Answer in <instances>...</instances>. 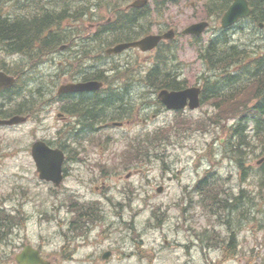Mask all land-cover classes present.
Listing matches in <instances>:
<instances>
[{"label": "rangeland", "instance_id": "rangeland-1", "mask_svg": "<svg viewBox=\"0 0 264 264\" xmlns=\"http://www.w3.org/2000/svg\"><path fill=\"white\" fill-rule=\"evenodd\" d=\"M195 2L196 5H191L189 10H193L196 16L203 8V0ZM190 22L179 21L177 27L182 30ZM217 27L219 23L213 24L203 36L205 43L217 35ZM229 34L250 54H264V28L245 20ZM197 49L194 39L180 36L173 47L164 46L161 52L147 54V67L156 64L158 55L171 57L174 53L177 55L175 69L181 70L183 79L193 85L205 76L213 75L201 65ZM242 68L239 65L235 71ZM222 91L220 98L223 100ZM223 93L226 94L225 109L231 107L232 100L241 101L250 95L247 88L233 97L227 95L229 89ZM213 104V100L206 102L202 108L187 111L178 119L179 115L172 112H156L158 105L154 104L147 108L148 120H139L141 124L132 121L122 129H103L89 136L84 142L86 148L81 152L84 161L71 164L64 195L66 198L75 195L80 202L98 201L96 208H101V216L90 224L92 229L86 236H80L71 231L74 213L67 207L61 210L58 219H53L42 229L47 241L44 250L47 258L52 259L53 264H264V180H261L263 172L256 164L262 158L257 157L260 150L254 140L251 150L246 147L248 163L253 169H248L247 175L241 178L242 182L234 158L233 161L227 158L229 127L240 121L247 109L244 104L240 114L224 120L223 124L209 122L201 125L204 116L218 111ZM246 104L250 105L249 102ZM58 122L54 113H41L27 124L0 127V199L3 196L2 203L7 205L6 208L10 203L8 190L14 183H25L33 175L30 162L33 160L31 146L34 140L57 141ZM140 142L144 147L141 150L143 157L136 163V156L129 153L128 148L136 145L134 150ZM102 166L106 167L105 170ZM27 167L31 169L30 173L26 172ZM209 168L217 171V174L210 171L211 177L230 194L240 188L247 191L243 202L238 204L229 219L230 227L237 231L234 256L225 255L227 245L224 240L231 235L224 214H212L210 197L198 195L192 189V194L183 190L184 186L190 188L195 184ZM177 171H180L178 179L169 180L168 176ZM128 172L134 173L133 176L127 178ZM159 185L164 186L161 193L157 191ZM245 209L247 220L242 222L244 216L240 213ZM83 212L87 220L96 213L92 208L87 212L83 209ZM24 234L31 243L40 242V231L33 226H29ZM64 234L70 238L69 242ZM12 239L7 236L2 241L0 264H17L13 255L18 243L12 247ZM69 244H73L75 253L66 259L59 255V251L63 245ZM107 251L112 254L105 260L103 255Z\"/></svg>", "mask_w": 264, "mask_h": 264}, {"label": "flooded vegetation", "instance_id": "flooded-vegetation-1", "mask_svg": "<svg viewBox=\"0 0 264 264\" xmlns=\"http://www.w3.org/2000/svg\"><path fill=\"white\" fill-rule=\"evenodd\" d=\"M230 1L233 0H203L196 21L208 19L212 25L218 23ZM191 5H196L195 0H0V15L7 21L42 25L39 36L22 47H12L7 37L0 36V70L15 78L13 86L0 91V119L23 115L32 120L41 113H54L59 120V146L66 154L64 180L60 185L41 178L32 160L33 175L27 182L14 183L8 190L9 208L2 203L1 196L0 248L2 241L12 236V247L18 243L13 255L15 262L28 244L47 259L43 226L58 219L64 208L72 211L76 207L72 199L77 196L64 195L71 171L68 164L84 161L81 152L87 139H77L72 144L70 136H94L103 129H122L132 121L141 124L140 119L147 120V99L161 103L158 96H152L156 93L154 87L179 85V71L173 64L166 70L171 78L149 80L155 75V64L147 67L146 55L161 52L164 46L173 47L180 35L178 22H194L196 16L189 10ZM234 26L222 28L216 34L228 33ZM170 30H174L175 38H163L153 51L147 52L133 44L149 35H165ZM126 44L130 46L115 50ZM91 81H101L103 85L94 90L61 92L62 86ZM205 83L199 81L193 85L200 86L203 94ZM89 104L93 109L96 105L104 107L87 115ZM56 143L49 141L53 148L59 147ZM26 172L30 173L31 169L27 167ZM8 226L4 233L3 227ZM29 226L40 231V242H29L24 234ZM72 248H75L73 244L63 245L59 255L73 257Z\"/></svg>", "mask_w": 264, "mask_h": 264}, {"label": "trees", "instance_id": "trees-1", "mask_svg": "<svg viewBox=\"0 0 264 264\" xmlns=\"http://www.w3.org/2000/svg\"><path fill=\"white\" fill-rule=\"evenodd\" d=\"M252 17L256 20L264 21V0H258L255 2V8ZM29 24L30 23H12L11 21H7L6 19L2 18V16L0 15V36L7 37L5 39L8 40V44L12 47L25 46L29 44L30 40L32 41V38L34 39L35 37L39 36L40 31L38 30L42 27V25L34 23H32L31 25ZM226 46L227 45H223V47ZM238 56L242 57L240 61V64L243 66L241 74L243 76L242 79L243 81H246L245 84L248 83V85L243 86L242 90H244V88H247L250 91V95L244 100H248L249 98V101H252L254 98L255 100L252 104L253 107L251 109L252 118H245V122L244 118H241L240 121H237L233 126L229 128V143L231 150L227 149V153L229 155H232V157L236 159L242 172L241 176L242 178H244L251 165L248 163L249 156L247 155L246 147L251 150L254 145V140L256 142V147H258L260 150L257 154V157H261L264 155V56H260L256 60H252L249 63L246 62V58L248 57L246 54L224 56L223 54H204L203 58L205 60H209V64H214L215 66L219 67L218 65L222 64L229 65L232 60L234 58H237ZM224 70L225 69H223L222 72ZM225 72H227V70L224 71V73ZM236 77L237 76H235V79ZM211 89L213 90L214 88ZM222 104V102H219L218 106L221 107ZM245 106L248 107L247 104H245ZM87 107L88 109L86 111V114L91 115V113L96 112V108H98L97 112H100L104 106L96 105V108L93 109V105L89 104ZM219 120L220 119L213 118L210 122L219 123ZM250 126L252 127L251 129H249ZM249 131L252 133H249ZM259 168L263 172V174H261V180H264V163ZM208 181H210L208 177L199 179L195 183L194 187L196 191H199L203 197H205V195L206 198L210 197L209 200L213 202L211 206L212 210H215L214 207L218 209V211H216L215 213L220 211L226 213V220L230 227V216L234 212V210L238 209V204L243 202V198L245 195H247V191L241 190V193L239 195H232L229 194L228 189L220 188L221 185L216 179L212 178L211 182ZM223 193H226V195H224ZM249 209H251V207L248 208V211ZM240 215L244 216L242 222H245L247 220V210H242ZM230 229L233 230V234L230 236L226 244L227 246H225V255L228 256H230L231 254L234 255L237 249V239L235 238L236 233L233 227H230Z\"/></svg>", "mask_w": 264, "mask_h": 264}, {"label": "water", "instance_id": "water-1", "mask_svg": "<svg viewBox=\"0 0 264 264\" xmlns=\"http://www.w3.org/2000/svg\"><path fill=\"white\" fill-rule=\"evenodd\" d=\"M250 13H251V9L249 7V3L247 0H236L234 4L229 8V10L226 12L223 18V25L228 26L230 24H233L239 18L245 17ZM203 28L204 27L202 24H196L188 28V31L200 33L203 30ZM158 39L159 38L156 36H151L143 40L141 44L146 48H152L157 44ZM9 82H11L10 78L9 77L6 78L4 74L0 73V87L7 85ZM160 96L162 97L164 103L167 104L170 108H179V109L184 108L188 103V98L191 99L190 102L191 107H195L199 104L197 89L189 88L182 91H173V92L164 90L160 93ZM20 120L23 119L15 118L10 121H0V122H7L11 124L14 122H18ZM35 154L40 170L43 172V170H45L48 167L49 163H51V167H53L54 170H52L51 173L47 175V178L59 182L62 179L61 164L64 159V155L62 154V152H59L58 150H53L48 146L46 147L43 143L39 142L35 148ZM27 251L28 249H26V251L24 252L26 253L25 254L26 256H23V259H21L22 264H48V262L43 261L37 255H34L33 253H28ZM108 256L109 253L105 255V257ZM25 260H29V261H25Z\"/></svg>", "mask_w": 264, "mask_h": 264}, {"label": "bare ground", "instance_id": "bare-ground-1", "mask_svg": "<svg viewBox=\"0 0 264 264\" xmlns=\"http://www.w3.org/2000/svg\"><path fill=\"white\" fill-rule=\"evenodd\" d=\"M99 187V186H98Z\"/></svg>", "mask_w": 264, "mask_h": 264}]
</instances>
